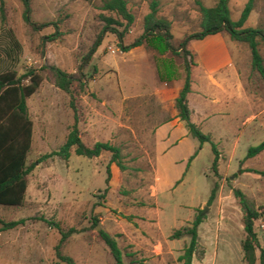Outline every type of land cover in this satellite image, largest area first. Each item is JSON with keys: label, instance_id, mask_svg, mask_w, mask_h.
Here are the masks:
<instances>
[{"label": "rangeland", "instance_id": "obj_1", "mask_svg": "<svg viewBox=\"0 0 264 264\" xmlns=\"http://www.w3.org/2000/svg\"><path fill=\"white\" fill-rule=\"evenodd\" d=\"M126 1L134 21L122 44L143 32V16L151 0ZM101 2L30 0L32 20L45 22L34 27L23 17L22 0H0V73L15 71L22 76L34 68L43 76L38 88L26 97L32 120L26 163L34 162V166L26 174L24 202L0 204L4 219L25 217L26 221L0 230V264H63L55 254L59 230L48 220L63 228H79L61 247L76 264H115L98 233L100 227L116 235L126 264H182L178 256L189 235L170 238V233L190 224L200 209L204 219L198 225L192 261L195 257V264L210 263L211 253L207 260L198 262L205 244L219 241L224 223H228L232 244L224 251L223 260L215 264H244L239 245L245 235L243 212L232 187L242 189L264 210V175L253 170L264 169V149L245 157L247 147L264 138V79L251 66L248 44L230 38L226 31L187 43L194 59L191 119L215 142L218 159L214 171L211 142L199 147V141L183 131L184 121L177 115L174 100L184 77L181 55L160 50L155 34L122 50L116 34L106 31L84 60L103 25L99 13L114 14L102 10ZM245 2L229 0L232 18H238ZM157 14L170 21L174 46L187 33L199 29L196 0H158ZM243 25L264 27V0H255ZM258 46L264 58V39H259ZM225 57L231 63L218 69L208 70L204 64ZM44 64L78 73L82 80L74 79L70 91H65L54 83ZM28 81V76L22 77V82ZM75 113L86 144L103 140L121 148L126 167L121 170L110 162L108 184V150L88 157L72 147L68 158L58 154L43 157L65 141ZM169 120L172 134H157V128ZM175 135L182 138L168 149V140ZM215 184V195L209 202ZM93 216L98 218L99 228L92 224ZM254 228L258 256L260 248L264 249V213L254 219ZM132 258L138 262H131ZM255 264H260L258 259Z\"/></svg>", "mask_w": 264, "mask_h": 264}, {"label": "trees", "instance_id": "obj_2", "mask_svg": "<svg viewBox=\"0 0 264 264\" xmlns=\"http://www.w3.org/2000/svg\"><path fill=\"white\" fill-rule=\"evenodd\" d=\"M196 1L200 11L199 29L187 33L180 40L178 46H174L171 41L173 34L170 29V21L166 17L157 14L158 0L150 1V9L143 16V32L127 44H122V40L128 32L131 23L134 21V13L128 7L126 0H102L99 7L102 10L110 11L114 14H107L104 11L99 13L103 25L86 53L84 60L89 58L95 51L106 31H111L116 34L122 50H128L133 46L140 45L147 35L155 34L159 40L160 50L165 51L170 49L172 52L181 55L183 58L184 77L174 100L177 115L184 121L188 133L199 141V147L205 141L211 142L214 151L212 168L214 171H217L218 153L215 142L211 139L209 132L203 131L191 119L188 93L192 88L191 66L194 64V59L187 43L193 38H203L207 34L226 31L230 38L248 44L251 53V66L264 79V58L258 46L259 39H264V27L243 25L250 11L255 6V0H246L240 15L236 19L231 16L229 0H215L213 5H205L201 0ZM22 2L24 19L34 27L45 25V22L32 20L30 0H22ZM43 67L47 68L54 83L65 91H70V86L74 79L78 81L82 80L78 73L67 72L56 65L44 64ZM24 76L29 77L27 83L22 82V77ZM42 79L41 72L34 68L27 69L22 76L17 75L15 71L0 73V204L20 205L24 202L27 186L26 174L34 166V162L26 163V156L32 139V120L28 114L26 97L38 88ZM77 122L78 116L75 113L74 122L65 141L57 150L45 153L43 157L50 154H58L63 158H68L72 147H74L76 153L88 157L97 156L103 150H108L110 152V158L106 164L105 177V181L108 184L111 176L110 162H114L121 170L126 167L122 160L121 148L117 144L103 140H96L91 145L86 144L79 134ZM263 149L264 138L256 144H250L247 147L245 157L254 156ZM196 153L197 151L188 157L186 167H188L190 160ZM253 170L264 175V169L253 168ZM215 189L216 184L211 189L208 199L209 202L215 195ZM106 190L107 186L104 188V191ZM232 192L238 199L243 212L242 222L245 235L241 241V246L245 260L244 264H255L257 259L260 264H264V249L260 248L258 256L256 254L259 240L254 228V219L259 217L261 213H264V210L257 207L254 201L239 187H232ZM41 218H44V216H41ZM203 219L204 214L202 209H200L190 224L174 228L170 233V238H179L185 234L189 235L188 243L185 245L183 252L178 256V259L182 260V264H192V255L198 242V225ZM25 221V217L4 219L0 216V230L12 228L18 224H24ZM48 221L49 223L55 224L60 233L59 239L55 244L56 256L63 264H76L72 256L62 252L61 247L68 236L74 232H78L79 228L74 225L63 228L54 220ZM98 223V218L93 216L92 224L98 225ZM98 233L109 247L115 264H126L116 235L111 234L102 227L98 229ZM126 255H132V252L126 251ZM131 262L135 263L138 260L132 258Z\"/></svg>", "mask_w": 264, "mask_h": 264}, {"label": "crops", "instance_id": "obj_3", "mask_svg": "<svg viewBox=\"0 0 264 264\" xmlns=\"http://www.w3.org/2000/svg\"><path fill=\"white\" fill-rule=\"evenodd\" d=\"M217 33H219V32H217ZM190 41V40H189ZM228 63H231V60L229 59V58H224V59H222L221 61H218V62H215V63H210V62H208V63H204L205 65H206V67H207V69L208 70H211V69H218L219 67H221L222 65H226V64H228ZM192 86V85H191ZM191 91H192V88H191ZM190 91V92H191ZM190 92L188 93V99H189V94H190ZM172 128H173V126H172V122H171V120H169V121H167V122H165V123H163L159 128H157V134H162L163 132H165L166 134H167V136H169L170 134H172ZM183 131L184 132H188L187 131V128H184L183 127ZM183 136H187V134H183L182 135V137ZM182 137H178L177 135H175V136H173V137H171V139H169L168 140V145H169V147H168V149H170L172 146H174V145H176V144H178V142H179V140L182 138ZM175 141V140H178L176 143H172V141ZM189 153H191V151L189 152ZM188 153V154H189ZM188 154H186L184 157H183V159L184 158H186V156L188 155ZM202 222V221H201ZM224 227H225V229H224V233L222 234V236H220V238H219V241L217 240V242L216 243H214V244H205V251H204V254H203V256L201 257V259L198 261V262H203L204 260H207L208 258H209V254L211 253V258H210V263L209 264H215L216 263V261L218 260V259H221V260H223V254H224V251L226 250V249H229V246L232 244V241H231V239H232V235H231V233L229 232V230H230V225L228 224V223H224ZM226 227H228V228H226ZM200 235V234H199ZM207 236H209L210 237V233H208L207 234ZM240 240L241 239H239V245H241V243H240ZM223 257V258H222ZM194 258L195 257H193V261H192V264H195V261H194ZM242 259H243V255H242ZM197 262V263H198Z\"/></svg>", "mask_w": 264, "mask_h": 264}, {"label": "water", "instance_id": "obj_4", "mask_svg": "<svg viewBox=\"0 0 264 264\" xmlns=\"http://www.w3.org/2000/svg\"><path fill=\"white\" fill-rule=\"evenodd\" d=\"M96 227H98V228H99V225H96Z\"/></svg>", "mask_w": 264, "mask_h": 264}]
</instances>
